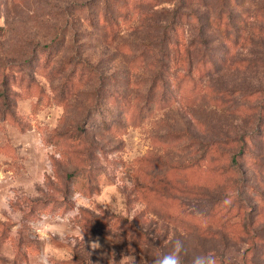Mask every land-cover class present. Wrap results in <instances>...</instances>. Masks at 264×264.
<instances>
[{"label": "rangeland", "instance_id": "obj_1", "mask_svg": "<svg viewBox=\"0 0 264 264\" xmlns=\"http://www.w3.org/2000/svg\"><path fill=\"white\" fill-rule=\"evenodd\" d=\"M0 248L264 264V0H0Z\"/></svg>", "mask_w": 264, "mask_h": 264}, {"label": "crops", "instance_id": "obj_2", "mask_svg": "<svg viewBox=\"0 0 264 264\" xmlns=\"http://www.w3.org/2000/svg\"><path fill=\"white\" fill-rule=\"evenodd\" d=\"M4 244V243H3ZM1 249V248H0ZM12 251H13V254H12V256H8V255H6V254H4V253H2L3 255H5L4 257L8 260L7 261V263L8 264H23V262H21V260H20V258L17 256V254L14 252V249H12ZM31 252L32 251H27V255H28V261H29V257L31 256ZM39 254V253H38ZM42 254L40 253L38 256H37V258H35V259H33L34 261H33V263L31 262L30 264H36L37 262H38V259H39V256H41ZM26 261H27V259H26ZM25 262V261H24ZM1 264H3V263H1Z\"/></svg>", "mask_w": 264, "mask_h": 264}, {"label": "trees", "instance_id": "obj_3", "mask_svg": "<svg viewBox=\"0 0 264 264\" xmlns=\"http://www.w3.org/2000/svg\"><path fill=\"white\" fill-rule=\"evenodd\" d=\"M192 52H193V49H192L191 47L189 48V46H187V47H186L185 57H186L188 60H190V55L192 54Z\"/></svg>", "mask_w": 264, "mask_h": 264}]
</instances>
